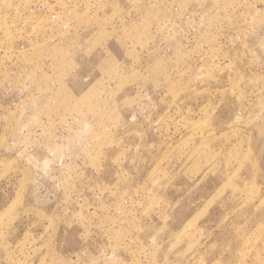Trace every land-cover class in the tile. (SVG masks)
I'll list each match as a JSON object with an SVG mask.
<instances>
[{
	"label": "rangeland",
	"instance_id": "obj_1",
	"mask_svg": "<svg viewBox=\"0 0 264 264\" xmlns=\"http://www.w3.org/2000/svg\"><path fill=\"white\" fill-rule=\"evenodd\" d=\"M0 264H264V0H0Z\"/></svg>",
	"mask_w": 264,
	"mask_h": 264
}]
</instances>
